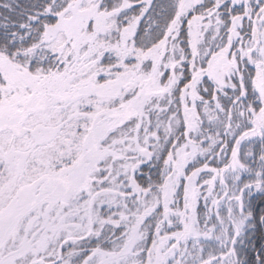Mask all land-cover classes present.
<instances>
[{"label": "snow or ice", "instance_id": "1", "mask_svg": "<svg viewBox=\"0 0 264 264\" xmlns=\"http://www.w3.org/2000/svg\"><path fill=\"white\" fill-rule=\"evenodd\" d=\"M0 264H264V0H0Z\"/></svg>", "mask_w": 264, "mask_h": 264}]
</instances>
